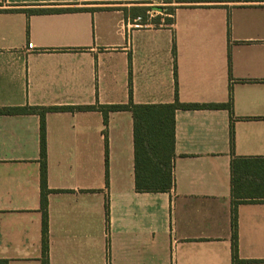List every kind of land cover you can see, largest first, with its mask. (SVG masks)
Listing matches in <instances>:
<instances>
[{
	"label": "crops",
	"instance_id": "obj_1",
	"mask_svg": "<svg viewBox=\"0 0 264 264\" xmlns=\"http://www.w3.org/2000/svg\"><path fill=\"white\" fill-rule=\"evenodd\" d=\"M173 1L0 0V108L95 107L45 118L49 264H235L234 212L264 264V0ZM149 7L173 23L133 27ZM177 98L232 112L178 110L174 186L138 192L133 115L100 107ZM40 127L0 115V264H42Z\"/></svg>",
	"mask_w": 264,
	"mask_h": 264
},
{
	"label": "trees",
	"instance_id": "obj_2",
	"mask_svg": "<svg viewBox=\"0 0 264 264\" xmlns=\"http://www.w3.org/2000/svg\"><path fill=\"white\" fill-rule=\"evenodd\" d=\"M253 0H174L180 6H216L229 3L251 2ZM176 6L159 7L156 10L164 11L166 15H172ZM153 8H143L136 14L144 22L153 25L173 23L171 18L156 16L148 20V11ZM28 15H41L51 13H62L73 11L72 9H24L21 10ZM164 19V20H163ZM176 55V49L174 48ZM176 75V74H175ZM132 94V92H131ZM95 107H10L0 108V115H25L39 114L41 117L40 127V157H41V211H42V264H49V238H48V200L50 192L47 184V136H46V115L50 112L88 110ZM227 108L232 112L231 103L228 105H192L182 104L178 98L175 103L167 105H136L132 101L127 105L102 106L100 109L104 114L105 124L108 122V114L117 111H130L134 120V153H135V187L138 192H170L174 186L173 168L175 159V130L176 112L178 110L197 109H220ZM245 160H234L232 162V184L238 182L239 175L236 173L238 162ZM260 169V177L264 180V162ZM234 246L233 253L235 264L244 261L237 257L238 236H237V213L233 214ZM245 263V262H244Z\"/></svg>",
	"mask_w": 264,
	"mask_h": 264
},
{
	"label": "built area",
	"instance_id": "obj_3",
	"mask_svg": "<svg viewBox=\"0 0 264 264\" xmlns=\"http://www.w3.org/2000/svg\"><path fill=\"white\" fill-rule=\"evenodd\" d=\"M150 15V17L151 18H154V17H156L157 15H153V14H151V13H149ZM149 23L147 22V23H145L144 22V20L141 18V17H138V18H136L135 20H134V22H133V27H137V28H139V27H142V26H146V25H148ZM29 48L30 49H33V45L32 44H29Z\"/></svg>",
	"mask_w": 264,
	"mask_h": 264
},
{
	"label": "rangeland",
	"instance_id": "obj_4",
	"mask_svg": "<svg viewBox=\"0 0 264 264\" xmlns=\"http://www.w3.org/2000/svg\"><path fill=\"white\" fill-rule=\"evenodd\" d=\"M163 14H165V12L163 13ZM164 22H162V24H163ZM161 25V24H160Z\"/></svg>",
	"mask_w": 264,
	"mask_h": 264
}]
</instances>
